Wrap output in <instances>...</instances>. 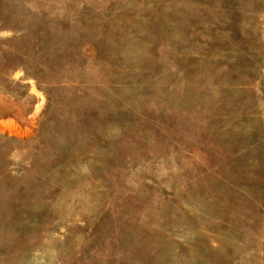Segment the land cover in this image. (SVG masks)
Instances as JSON below:
<instances>
[{
	"label": "rangeland",
	"instance_id": "rangeland-1",
	"mask_svg": "<svg viewBox=\"0 0 264 264\" xmlns=\"http://www.w3.org/2000/svg\"><path fill=\"white\" fill-rule=\"evenodd\" d=\"M0 264H264V0H0Z\"/></svg>",
	"mask_w": 264,
	"mask_h": 264
}]
</instances>
